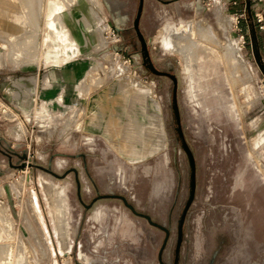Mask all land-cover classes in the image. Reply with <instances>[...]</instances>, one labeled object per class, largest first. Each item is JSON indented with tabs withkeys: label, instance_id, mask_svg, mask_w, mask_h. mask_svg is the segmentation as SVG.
Returning <instances> with one entry per match:
<instances>
[{
	"label": "rangeland",
	"instance_id": "1",
	"mask_svg": "<svg viewBox=\"0 0 264 264\" xmlns=\"http://www.w3.org/2000/svg\"><path fill=\"white\" fill-rule=\"evenodd\" d=\"M57 1L64 7L61 23L79 48L67 51L79 64L72 76L62 69L61 46L46 24L53 4L0 0V220L11 225L10 236H0V256L7 252L1 264H161L164 231L134 215L119 198L97 199L103 194L124 196L168 228L160 256L173 264L190 167L173 112L172 81L143 63L133 28L139 0ZM168 1L143 0L138 26L150 63L177 78L181 130L195 160L196 188L177 264H222L237 238L243 239V264H264V0ZM218 2L223 25L214 9ZM193 21L211 25L214 49L202 44L200 50L223 47V61L200 60L201 66L215 63L217 74L191 89L186 61L162 47L161 32ZM230 46L241 53L239 64L223 54ZM227 102L235 105L233 118ZM216 144L229 168L215 165L220 153L211 146ZM72 168L77 176L63 177ZM42 184L61 187L66 195L69 243L64 247L56 239ZM221 186L238 193L222 198ZM78 192L85 205L97 200L85 207ZM97 210L103 218L89 222ZM247 222L255 223L254 243L246 240Z\"/></svg>",
	"mask_w": 264,
	"mask_h": 264
},
{
	"label": "bare ground",
	"instance_id": "2",
	"mask_svg": "<svg viewBox=\"0 0 264 264\" xmlns=\"http://www.w3.org/2000/svg\"><path fill=\"white\" fill-rule=\"evenodd\" d=\"M48 1H50V3L53 4L52 6H50L48 8L49 13L47 12V14H48L47 18L48 19L46 21V24H47L48 28L51 29L49 34H51V32H52V34L54 33V37H53L54 40L57 41L61 46L59 54L64 55L62 60L67 63V62L72 60L71 56H69L67 54V51L75 49L76 53H77L79 51V48L76 46L74 41H72V39L69 38L68 31L66 30L65 26L61 23L62 16L65 14L58 16V14L63 12L64 7L62 5H60L59 1H57V0H48ZM76 1H80V0H73V2H76ZM61 4H63V3L61 2ZM95 9L100 10V7L97 6V8H95ZM214 9L218 13V17H219V18L218 17H216V18L218 19L219 23L223 25V23H222L223 22L222 5L220 4V2H218L215 5ZM55 14L58 17H56V16L54 17ZM57 21H58L59 27L56 25ZM200 21H203V20H200ZM53 38H52V40H53ZM210 38H215V34L213 32V28L211 27V25H206L205 22H197V23H196V21H193V23L189 22L185 25L184 28H178V29L175 28L174 25L173 26H167L161 32V45H162V47L167 49V50H170L172 52L174 51L175 53H178L179 55H181L183 57L184 60H182V61H186V65H184L185 66L184 71H185V73L188 74L189 87L191 89H194L195 87L197 88V87L202 86L206 83H209L208 81L210 80L212 74L213 73L217 74V65H215V63H214V66H212V67H209V65H207V64H204L203 66H201L200 60L205 61L208 59V60H211L212 62H215V60H214L215 58H220L221 60L223 59V56L221 57V55H219L220 54L219 52H222L221 48H223V47L218 49L220 51H218L216 49H215V51L210 50V49H205L206 48L205 46H207V47L210 46L209 48L214 49L213 47H211V46H213V44L211 43ZM202 44H206V45L204 47H202V49L204 48L203 50H200V47ZM54 48H55V45H52V44L49 47V49H54ZM215 48H218V47H215ZM194 49H195V51H194ZM224 53L229 54V58L231 57V60L233 61V65H234V62L239 64L240 62L243 61V57H242L241 53L239 52V50L235 46H230V47L226 48V50H225V52H223V54ZM59 54L58 53L56 54V56H55L56 60L61 59V57L59 58ZM56 62H58V61H56ZM225 72H227V71H225ZM228 75L226 73H224L223 77H226V83L229 85L228 80H227ZM195 77L197 79L196 81H195ZM231 85L232 84H231V80H230V86ZM77 93H79V92H77ZM203 94H204V90L198 91V92L192 94V96L198 97V96L203 95ZM234 106L235 105L227 102L226 113L228 115V118L234 117L233 116V108H235ZM97 110H99V108ZM234 114H235V112H234ZM94 126L96 127V124ZM97 126H99L98 123H97ZM125 140L126 139H124V141ZM113 141H115V140H113ZM113 141H111V142H113ZM126 142H128V140ZM116 148H117V146H116ZM116 148H114V149L116 150ZM132 150H133V148H132ZM135 153H138V152H135ZM144 154H146V153H144ZM246 154L249 155V152H246ZM135 155H139V154H135ZM135 155H134V157H136ZM131 157H132V155H131ZM42 189L44 191L45 197L47 198L48 202L50 203L49 204L50 205V213H51L50 215L52 218L56 239H58L60 246L64 247V246L68 245L69 237H68V219H67V214H66L67 212H66V209L64 208L65 207V200H64V196H63V192H62L63 189L61 187L60 188H51V187L44 185V184H42ZM52 198L55 200V204L54 203L52 204V202H51ZM1 208H2V205L0 203V211L2 210ZM2 214H3V212H2ZM1 216H4V214ZM5 219L7 220L6 217H5ZM0 221H1L0 223H3V225H5V227H6V229H5L4 227L0 226L1 227V229H0L1 239H3L4 237H9L10 236L9 231L11 228L10 221L9 220L5 221V220H3V218ZM1 245H2V243H1ZM9 251H10V249H9ZM8 254H10V252ZM5 255H7V252L2 253V256H5ZM2 256H0V257H2ZM9 256H7V257H9ZM80 256H85V255L80 254ZM81 258H83V259H81ZM81 258L80 259L83 261L84 257H81ZM1 259H3V258H0V264L2 263ZM85 259H86V257H85Z\"/></svg>",
	"mask_w": 264,
	"mask_h": 264
},
{
	"label": "water",
	"instance_id": "3",
	"mask_svg": "<svg viewBox=\"0 0 264 264\" xmlns=\"http://www.w3.org/2000/svg\"><path fill=\"white\" fill-rule=\"evenodd\" d=\"M142 6H143V0H139V4H138V9H137V13H136V16H135V19L133 21V28L141 42V50H142V58H143V62L146 61V58L149 59V54H148V51H147V48L145 47V41L143 39V36L139 30V18H140V15H141V11H142ZM147 67L151 70V72H153L154 74H157V75H163V76H167L171 79L172 81V103H173V112H174V115H175V120H176V124H177V128H178V134H179V137L181 139V143H182V147L187 155V158H188V164H189V167H190V189H189V195H188V198H187V201L185 203V206L182 210V213L180 215V218H179V224H178V237H177V242H176V255L178 254L179 252V247H180V244H181V237H182V226H183V223H184V220H185V216H186V213L189 209V206L190 204L192 203V200L194 198V193H195V188H196V169H195V160H194V156L189 148V146L187 145V143L185 142V139H184V136H183V132L181 130V123H180V114H179V109H178V105H177V99H176V91H177V78L175 77V75L167 72V71H161V70H157L149 61V63L147 64ZM26 165L28 166H35V167H38L42 170H45L49 173H51L52 175L54 176H58L56 173H54L53 171H51L50 169H47L45 167H42L40 165H36V164H30V163H26ZM19 166H25V163L19 165ZM71 170H73V172H77L76 169L72 168ZM78 194V198L79 200L82 202L81 198H80V195H79V192L77 193ZM100 198H119L123 201V203L125 204V206L134 214V215H137V216H140V217H143L147 220V222L155 227H158L160 228L161 230H163L165 232V238H164V241H163V244L160 248V254H161V251L167 241V237H168V229L166 227H164L163 225L155 222L152 220L151 216L149 214H146V213H143V212H139L135 209V207L128 203L126 198L122 195H116V194H103V195H98L97 196V199H100ZM82 204L87 207V205H85L83 202ZM160 254H159V261L161 262L160 260ZM162 263V262H161Z\"/></svg>",
	"mask_w": 264,
	"mask_h": 264
},
{
	"label": "flooded vegetation",
	"instance_id": "4",
	"mask_svg": "<svg viewBox=\"0 0 264 264\" xmlns=\"http://www.w3.org/2000/svg\"><path fill=\"white\" fill-rule=\"evenodd\" d=\"M171 1H175V0H171ZM168 2H170V0L168 1ZM118 20L120 21L121 20V18H118ZM141 53H143L142 52V50H141ZM145 65H147L148 63H149V59L148 58H146V61L145 62H143ZM192 97V96H191ZM223 131H225L224 130V128H223ZM230 131H228L227 133H229ZM212 147V150H214L215 152H217L220 156H219V159H218V163L217 164H215L216 166H218V167H220V168H224V167H226V168H229L230 167V162L228 163H223V151H222V149H221V147L220 146H218L217 144L216 145H214V146H211ZM232 150H237L236 148H233ZM231 171V170H230ZM69 173H73V175L76 177L77 176V172L75 173V172H73V170H69V171H67V172H65L64 174H63V177L65 176V175H67V174H69ZM226 178H228V176H226ZM229 180H231V178H228ZM43 181H45V180H43ZM46 182V181H45ZM228 189H230V188H228V187H224L223 188V186H221L220 188H219V190H218V195L220 196V197H222L223 198V195H224V197H226V198H231V197H233V196H236L237 195V193H238V191H234V192H231V191H229ZM62 192H63V196H64V200L66 199V195H65V193H64V190H62ZM235 193V194H234ZM97 200V199H96ZM96 200H92V201H90V203L89 204H87V206H91V204H93ZM64 208H66V206L64 207ZM252 214L254 213V212H251ZM97 215V217H96V215ZM103 215H104V212L102 211V210H97V211H95V212H93L92 213V215L90 216L89 215V217H88V221L90 222V220L91 221H93V222H96V221H100L102 218H103ZM96 217V218H95ZM178 224H179V222H178ZM240 224H244L243 223V221L241 222L240 221ZM250 225H252V226H254L255 225V223L253 224V222H247V224H246V227L245 228H243V230L245 231V237H246V240L247 241H253V243L254 242H256V241H258L257 240V238H256V235H255V233H253V232H255V231H251L250 233H249V231H248V228H250ZM168 229V228H167ZM168 232H169V229H168ZM182 232H183V226H182ZM165 233V232H164ZM168 236H169V234H168ZM249 236H252V238H249ZM177 237H178V226H177V236H176V242H177ZM168 238V237H167ZM237 244L235 245V247H234V249L232 250V252H231V254H230V256L225 260V262H223L222 264H243L244 263V261L245 260H243V258H244V254L242 253V251H243V243H242V241H243V239H240V238H237ZM181 242H182V237H181ZM252 243V245H255V244H253ZM180 246H181V244H180ZM199 246V243H198V241L196 240L195 241V247H198ZM164 248V247H163ZM175 250H176V243H175ZM174 250V258H173V264H177L178 263V257H179V252H178V254L176 255V251ZM179 251H180V247H179ZM160 260H161V256H160ZM160 262V261H159ZM162 262V261H161ZM160 262V263H161ZM161 264H164L163 262L161 263Z\"/></svg>",
	"mask_w": 264,
	"mask_h": 264
},
{
	"label": "crops",
	"instance_id": "5",
	"mask_svg": "<svg viewBox=\"0 0 264 264\" xmlns=\"http://www.w3.org/2000/svg\"><path fill=\"white\" fill-rule=\"evenodd\" d=\"M68 66H69V68H68ZM60 67V66H59ZM67 67V68H66ZM62 69H64V70H68L67 72H69L68 74H70L71 73V76L72 75H74L75 74V71L77 70V69H79V64H75V63H73L72 61H69V62H67V63H65V68H62ZM60 70V69H59ZM250 210H251V212H253L254 211V209H253V207H252V205H251V207H250ZM254 224V223H253ZM255 226V225H254ZM254 231L255 229L252 227V225H250V228H248V231H249V233L251 232V231ZM249 238H252V236H249ZM89 259V258H88Z\"/></svg>",
	"mask_w": 264,
	"mask_h": 264
}]
</instances>
